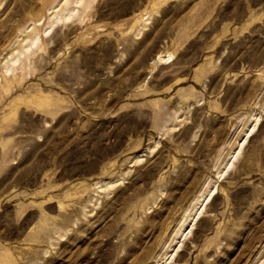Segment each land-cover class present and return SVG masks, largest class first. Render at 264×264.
Instances as JSON below:
<instances>
[{
  "label": "rangeland",
  "instance_id": "1",
  "mask_svg": "<svg viewBox=\"0 0 264 264\" xmlns=\"http://www.w3.org/2000/svg\"><path fill=\"white\" fill-rule=\"evenodd\" d=\"M74 2L0 0V264H264V0Z\"/></svg>",
  "mask_w": 264,
  "mask_h": 264
},
{
  "label": "bare ground",
  "instance_id": "2",
  "mask_svg": "<svg viewBox=\"0 0 264 264\" xmlns=\"http://www.w3.org/2000/svg\"><path fill=\"white\" fill-rule=\"evenodd\" d=\"M92 1H94V0H75V2H74L75 6L72 9H69L68 11L64 10L62 14L57 16L55 22H57L58 20H68V19H71L72 17H75L77 14L81 13V11L86 10L90 6ZM37 39H38V33H36L33 36L31 41L35 42V41H37ZM27 50H29V49H27ZM15 60H19V59L16 58Z\"/></svg>",
  "mask_w": 264,
  "mask_h": 264
}]
</instances>
